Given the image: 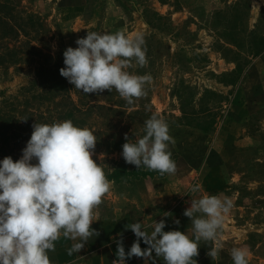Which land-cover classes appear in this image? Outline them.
<instances>
[{"label": "rangeland", "instance_id": "374dc122", "mask_svg": "<svg viewBox=\"0 0 264 264\" xmlns=\"http://www.w3.org/2000/svg\"><path fill=\"white\" fill-rule=\"evenodd\" d=\"M0 4L5 5L1 15L19 31L18 36L0 38L4 62L0 145L13 160L20 159L32 125L70 120L64 109L72 105L77 120L71 121L96 135L92 158L113 182L91 225L100 235L71 260L66 259L67 248L73 242L61 237L55 252H49L51 264H84L86 253L100 249L103 241L133 233L127 225L141 222L145 230H153L155 222L175 213L181 215L180 231L191 237V220L183 213L191 199L203 195L228 197L233 207L218 240L200 242L197 264H233L234 247L249 250V264H264V51L251 53L252 35L264 38V0H0ZM10 25L5 31H11ZM4 29L0 24V35ZM120 30L144 36L148 64L128 71L152 76L145 97L134 105L114 89L87 97L73 89L68 98L35 97L41 93L34 79L42 56L32 46L55 54L76 48L75 41L87 32ZM13 47L16 56L9 54ZM153 114L167 121L175 139L170 145L177 166L174 175L138 170L125 162L122 146L112 148L119 139L127 142L126 134L135 142ZM194 185L200 186L199 193L191 192ZM214 243L222 245L216 260L206 255Z\"/></svg>", "mask_w": 264, "mask_h": 264}, {"label": "clouds", "instance_id": "9594fccd", "mask_svg": "<svg viewBox=\"0 0 264 264\" xmlns=\"http://www.w3.org/2000/svg\"><path fill=\"white\" fill-rule=\"evenodd\" d=\"M75 43L76 48L63 52L65 66L59 70L75 89L85 95L114 89L128 105L147 95L152 76L128 71L148 64L142 33L92 31ZM32 128L21 158L13 161L7 156L0 161V264H51L49 252H55L61 237L73 242L68 256L79 253L100 235L91 225L113 184L92 158L97 143L92 130L77 127L71 120L34 123ZM125 140L121 155L127 164L161 176L176 173L170 151L175 139L162 117L151 115L144 122L142 136L129 142L126 134ZM200 191L199 185L191 188L193 194ZM232 207L230 198L218 195L191 199L183 213L191 220V237L179 230L164 231V220L155 222L150 233L141 222L127 225L137 239L127 252L123 242L117 241V259L112 264H126L133 257L147 264L153 253L164 264H197L194 257L199 256L200 242L218 240ZM141 240L146 248H141ZM221 249L222 245L214 243L206 255L216 260ZM230 256L233 264H249L246 247L232 248Z\"/></svg>", "mask_w": 264, "mask_h": 264}, {"label": "trees", "instance_id": "16d2710c", "mask_svg": "<svg viewBox=\"0 0 264 264\" xmlns=\"http://www.w3.org/2000/svg\"><path fill=\"white\" fill-rule=\"evenodd\" d=\"M3 4H0V7H2ZM217 14L220 15L221 13H217ZM9 20L10 18L8 19L6 16L1 15L0 13V24H2V26H4L5 28L4 32L0 35V38H3L5 35H9V33H12L14 36H18V32H19L18 29H15L13 26H11L9 24L10 22ZM9 25H10V28L8 29H10L11 31H5L6 26H9ZM251 41L255 42V47L253 46L254 49L251 48L252 56H256L264 51V38L255 36V33H254V35H252ZM31 48L35 50L36 52H39V54L42 56L41 60H39L36 65L35 79H34V84L36 83V87L40 88L41 93L40 92L37 93V91L34 92L35 94L37 93L35 97H43L46 100L47 99L54 100L56 97H59L60 99L64 97H67V98L70 97L69 91L71 89H73L74 92H80L79 90L75 89V86L73 84H70L66 78L60 75V72H59L60 68L65 66L63 63V60H64L63 52L64 51H59V52H56L55 54H51V53H44L42 52V50L34 46H32ZM15 51L16 50L13 47L11 50H9V54L14 53L13 56L14 55L16 56ZM2 61L3 59L0 58V62H1L0 64L4 63ZM81 95H84V97H87V95L89 96L90 94L85 95L82 92ZM64 110H65L64 111L65 118H68L76 122L77 118L75 117V112H74L75 109L72 108V105L68 106ZM123 142H124L123 139H119L116 143L113 142L112 148L114 149L120 148ZM6 150H7L6 146L0 145V161H2L5 157L9 156L7 155ZM13 161H16V160H13ZM111 177L114 178V175Z\"/></svg>", "mask_w": 264, "mask_h": 264}, {"label": "crops", "instance_id": "0c3cea01", "mask_svg": "<svg viewBox=\"0 0 264 264\" xmlns=\"http://www.w3.org/2000/svg\"><path fill=\"white\" fill-rule=\"evenodd\" d=\"M176 221H179V224L176 223ZM166 227L164 231H174V230H179L180 231V226L182 228L183 223L181 220V215L179 213H175L173 215H170L166 220ZM175 227V228H174ZM177 227V228H176ZM152 230H148L150 233ZM114 235H112L113 237ZM122 237V238H121ZM136 236L134 233H127L125 235L119 236V237H114L113 239L109 240V242L105 243L104 241L102 242L101 248H96V250H92L89 253H86L85 256V263L84 264H112V261L117 259L116 257V243L117 241H122L125 251L127 252L131 245L133 244L134 241H136ZM105 243V244H104ZM141 248H146L147 245L143 243L141 240L140 242ZM74 258L73 256L66 257ZM91 258V259H90ZM94 260V261H93ZM126 264H146V261L143 258H137L133 257L130 260H126ZM147 264H164L163 258L160 257H155V254L153 253V257L151 260L147 262Z\"/></svg>", "mask_w": 264, "mask_h": 264}]
</instances>
